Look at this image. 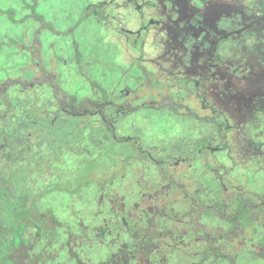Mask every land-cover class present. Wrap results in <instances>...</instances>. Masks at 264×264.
I'll return each mask as SVG.
<instances>
[{
  "label": "flooded vegetation",
  "instance_id": "flooded-vegetation-1",
  "mask_svg": "<svg viewBox=\"0 0 264 264\" xmlns=\"http://www.w3.org/2000/svg\"><path fill=\"white\" fill-rule=\"evenodd\" d=\"M252 2V8L256 10L258 17H254L243 7L239 9L233 2L224 3L222 0H87V5H84L80 19L92 22L106 32L107 39L100 44L102 50L106 52L110 47L109 43H115L118 47V51L114 49L106 58L113 54L123 55L131 60V69L138 60L132 59L131 50H139L146 43L138 39L141 34L144 33L146 37L151 34L154 38L157 34H162L163 38H155V41L157 39L161 43V47L151 63L156 73L164 75L166 79L177 80L176 84L180 87H175L173 91L182 96L176 103H164V100L171 99L165 96L159 98V95L140 102L142 95L139 91L142 88H121L107 97V91L96 83L90 85L93 91L97 90L96 95L100 96V100L86 99L85 107H75L73 97L66 95L71 103L68 110H62L66 112L65 120L70 118L76 126L78 123L81 125V129L73 130L71 135H75L77 139L89 138L86 147L102 153L106 161L117 160L120 164L135 161L153 167L151 182L154 184L148 188L150 192L135 196V201L128 204L121 201L123 195L118 197L120 191H115V195L109 199L111 205L119 209L120 219L117 225L106 223L98 229L99 235L112 238L109 245L116 248L115 252H110L108 260L119 253L120 243L127 238L123 226L125 219H132L139 228L147 230L153 217L171 211L174 218L161 220L162 223L169 222L173 226L170 230L166 229L169 231L167 235L163 234V230L157 233V226L153 225L156 241L162 242L169 236L173 244L169 246L166 241L165 243L171 251L176 248L182 256H197L200 264L207 259H200L201 250L204 249L203 239L200 234H195V225L191 222L198 220L199 224L206 226L202 223L205 216L201 212L203 208L213 206L216 207L215 214L207 217L225 223L222 228H228L227 217L234 216L233 219L241 221L245 230L249 231L247 239L245 230H239L237 240L232 241L230 247L225 245V250L236 253V261L241 254L264 260L254 256V251L260 250L261 245H264V192L249 189V182L253 178L260 174L264 176V136L261 137L264 130L254 133L257 135L255 139L245 132V128H259L257 115L264 116V68L257 71L259 67H252L245 61L236 62L241 59L237 56H233V60H236L233 64L227 51L230 43L234 47L244 46L241 37H245L247 31L264 25V2ZM145 18L147 21L144 25L142 23ZM131 22L136 27L135 32L128 27L132 25ZM82 32L83 30L80 35ZM40 33L37 32L34 41H39ZM62 33L56 31L57 37L72 36L71 47L75 50V58L70 64L75 65L77 73L84 76L85 68L89 67L95 71L96 76H99V72L103 73L99 69L103 67L101 58H104L100 56V52L94 57L84 56L78 49V37L74 31L68 30L65 35ZM110 33L113 41L108 40ZM130 34H134L132 41ZM138 42L141 43L140 46ZM39 69L42 75L31 80H40L35 85L49 83L50 79L47 77L50 73L44 68ZM239 80L245 81L247 87L234 86L233 82ZM12 83L23 85L22 81ZM26 83L28 84L27 81ZM62 97L66 99L64 95ZM58 107L59 110L62 108L59 102ZM56 116L59 117L57 113ZM56 116L54 115V121L57 124L64 120ZM83 116L91 118L92 122H101L99 135L95 136L93 129L88 136L84 135L83 126L88 122L82 120ZM126 119L129 120V127L123 125L122 131L128 128L130 134H119L114 125L124 124ZM141 121H149L156 138L150 135L146 142L141 137L135 129V122L139 124ZM237 160H242L243 163L237 165ZM248 167L252 172L247 170ZM120 180H123L122 176ZM109 185L110 181L105 186ZM137 186L141 187L142 184L138 182ZM243 191L257 195V202L249 203L252 210L246 212V218H240L244 209L241 206L230 212L236 201H229H233L234 195H241ZM221 206L225 213L230 214L223 216ZM123 207H127L128 211L125 212ZM178 226L183 228L173 233L172 230ZM218 227L221 225L214 230ZM251 228H255L256 233ZM26 244L27 242L24 246ZM248 244L251 245L250 249L247 248ZM159 249L152 245L147 253L139 254V258L151 256L152 261L154 255L165 256ZM18 257L19 255L17 260ZM219 260L233 264L227 259L213 261ZM149 262L145 259L143 263L150 264ZM21 264H24V260H21Z\"/></svg>",
  "mask_w": 264,
  "mask_h": 264
},
{
  "label": "rangeland",
  "instance_id": "rangeland-1",
  "mask_svg": "<svg viewBox=\"0 0 264 264\" xmlns=\"http://www.w3.org/2000/svg\"><path fill=\"white\" fill-rule=\"evenodd\" d=\"M222 1L233 2L239 6V9L243 7L251 15L258 17L256 10L252 8L254 0ZM84 5H87V0H0V109L8 103L6 100H9L14 101L10 107L11 111L12 108L17 107L14 109V115L20 113L21 107H18L22 105V111L27 115L37 113L40 119L49 121L57 113L60 118L56 117L63 120L66 118V112L62 110H68L71 102L62 95L73 97L75 107H85L86 99L100 100V96L96 95L97 90L93 91L91 83H96L98 87L106 90L107 97L111 96V92L113 94L121 88H142L139 91L142 95L139 101H148L159 95V98L165 96L171 99V101L164 100V103H176L178 98L182 97L173 91L175 87H180L176 84L177 80L166 79L164 75L156 73L151 63V59L158 55L161 47V43H158L157 39L155 41V38H163L162 34H157L155 38L151 34L147 37L143 35L144 33L141 34L138 39L146 43L139 50H131L132 59L138 58L135 61L136 65L131 69V60L123 55L113 54L110 58H106L114 49L118 51V47L115 43H109V49H106V52L102 50L100 44L107 39L106 32L92 22L80 19L83 16ZM146 21L147 18L142 24L145 25ZM131 24L128 27L135 32L136 27L133 26V22ZM81 29L83 32L80 35ZM68 30L74 31L78 37L76 40L82 55L94 57L100 52V56L104 57L101 58L103 67L99 68L103 73L99 72V76H96L95 71L89 67L85 68L84 77L82 73L76 72L73 63L70 64L75 58V50L71 47L72 36L65 35ZM38 31L41 35L36 42L34 40ZM56 31L63 32L65 36L57 37ZM245 34V37H241L244 46L234 47L229 42L227 51L232 60L233 56L241 57L235 61H245L252 67H259L257 70L259 71L264 68V25L251 29ZM108 35V40L113 41L111 33ZM129 37L132 41L134 34H130ZM138 43L140 46L141 43ZM235 61L233 60L232 63L234 64ZM39 68H44L53 75L47 77L50 79L49 83L35 85L40 80H31L42 75ZM14 81H22L23 85L13 84ZM233 84L236 87L239 85L243 88L247 87L245 81L239 80ZM58 102L62 107L60 110ZM77 110L81 111L79 108ZM82 120L88 122L83 126L85 136L92 132L91 129L95 131V136L99 135L98 131L102 128L100 121L92 122L91 118L85 116ZM128 121L126 119L124 124L115 123L116 132H120L119 134L125 132V135H129L130 129L126 128V131H122V126H128ZM257 121L259 128H250V130L245 128V132L252 135L253 139L257 138L254 133L264 130V116L257 115ZM135 126L146 142L150 135L156 138L149 121L147 123L141 121L139 124L135 122ZM77 128L81 129L79 123ZM44 136L49 138L46 132L41 131L38 136L40 138L33 135V139H41ZM263 136L262 134L261 137ZM88 140L75 137L72 143L64 139L55 146L56 150L51 156H49L50 150L45 148L38 150V147H34L25 160V165L28 163L29 168L24 171L19 169L20 176L12 178L16 184V193L25 197L24 204L31 208L32 213L23 233L27 244L23 249H17L15 253L16 257L21 255L20 260H24V264H99L107 261L110 252H115L116 248L109 245L112 238L99 235L98 229L106 223L117 225L120 219L119 209L111 205L110 197L115 195V191H120L118 197L123 195L121 201L124 200L128 204L135 201V196L150 192L148 188L154 184L151 182L153 179L151 165L138 164L135 161H129L127 164H120L117 160L106 161L102 153L87 148ZM237 161V165L243 163L242 160ZM247 170L252 172L250 167ZM12 174L10 173L11 176ZM108 181L110 185L106 187ZM138 182L142 184L141 187L137 186ZM249 183H251L250 190L264 192L262 190L264 176L261 174ZM124 211L127 212L128 208L126 207ZM4 216L0 205V246L2 241L8 238L11 241L12 237V232L9 235L11 229L5 223ZM202 223L211 231L217 226H225V223L213 217L203 218ZM156 226L157 233L173 228L169 222L162 223V221ZM182 228L178 226L172 231L176 233ZM248 234L249 231L245 230L244 235L247 239ZM163 241L169 246L173 244L169 236ZM247 248L250 249L251 245L248 244ZM159 252L166 255L162 257L154 255L152 261L151 256H146L129 264H144L145 259H148L150 264H199L200 262L199 257L182 256L176 248L171 251L166 245L161 246ZM213 262L229 264L224 260L213 261L209 258L200 264H213ZM236 264H264V260L241 254Z\"/></svg>",
  "mask_w": 264,
  "mask_h": 264
},
{
  "label": "trees",
  "instance_id": "trees-1",
  "mask_svg": "<svg viewBox=\"0 0 264 264\" xmlns=\"http://www.w3.org/2000/svg\"><path fill=\"white\" fill-rule=\"evenodd\" d=\"M64 96L69 98L66 95ZM6 101L8 103L0 109V205L5 214V223L11 229L9 235H11L12 232V237L11 241L8 238L1 243L0 264H21L20 257H18L17 260L15 253L17 249H23L24 244L27 242V240L23 238V233L32 213L31 208L24 204L26 201L25 197L16 193V184L12 178L20 176V174H18L19 169L24 171L29 168L28 163L25 165V160L34 147H38V150L41 148L50 150L51 153L49 156H51L56 150L55 146L61 143L64 139L73 143L75 141V135H71V132L75 129H77L75 131H78L79 129L77 128L76 123L70 118H67L66 120L64 119L61 123H58L60 124L58 126L57 123H54V118L45 121L40 119L37 113L27 115L25 114V111H22V105L18 107H21L19 109L20 113L14 115V109L17 107L12 108V111L10 110L14 101ZM41 131L46 132L49 138L44 136L41 139H33V135L38 137ZM18 166H21L22 168H19ZM5 172H8V174ZM10 173H13V176H11ZM49 190L52 189L49 188ZM256 199L257 195L253 192L247 193L243 191L241 195L235 194L233 201L231 199L229 203L234 202L235 200L236 202L234 203L235 205L237 204V206L235 207V205H232L230 212H233L237 207L241 206V208L244 209L240 218H246V212L252 210L249 203L255 204L257 202ZM213 207L203 208L201 212L203 213L202 215L205 217L214 215L216 207ZM221 209L223 216L224 214H230L225 213L222 206ZM256 210L257 209H254V211ZM168 217L174 218L171 211H168V214L165 212V215L161 216L157 214L156 217H153L152 222H150L151 226L147 228L148 232L147 230L139 228L134 220L125 219L123 226L127 238L120 243L121 247L119 253L101 264H129V262L138 259L139 254L147 253L152 245L155 247L158 246V248L161 246L164 247L166 245L164 241H156L155 238H157V235L154 233L155 227H153V225L159 224L161 220H165V218ZM227 218L229 227H218L214 231L199 224L198 220L195 223L191 222L192 225H195V227H193L195 229V234H200L201 239H203L202 243L204 249L201 250L200 253L201 261L210 258L212 260L227 259L233 264L236 262V253L226 251L225 245L230 247L231 242L237 240L236 237L238 236V231H244L245 227L241 221L234 220V216ZM251 231L256 233L255 228H251ZM168 232V230H163L164 235H167ZM254 256L256 258H264V245H261L260 250L254 251Z\"/></svg>",
  "mask_w": 264,
  "mask_h": 264
}]
</instances>
